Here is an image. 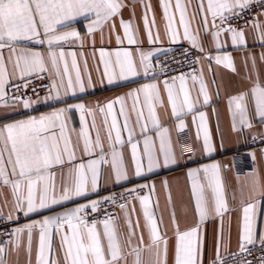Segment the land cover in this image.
I'll return each mask as SVG.
<instances>
[{"label":"snow or ice","instance_id":"obj_1","mask_svg":"<svg viewBox=\"0 0 264 264\" xmlns=\"http://www.w3.org/2000/svg\"><path fill=\"white\" fill-rule=\"evenodd\" d=\"M254 0H199L198 11L202 14L201 19L205 32L210 34L215 48L219 51L226 43L221 41V36L228 37L233 47H247L245 31L234 27L233 19L242 18ZM264 2V0H262ZM166 20L165 30L171 42L176 43L180 39L179 31L175 25V12L179 13V24L183 28V39L188 41L192 48L204 52L200 43V34L193 33L188 18L187 6L183 0H175V12L172 10L171 0H160ZM123 4L121 0H0V101L8 105L6 86L10 76L20 79L52 70L53 79L48 89V100H60L61 90L63 94L75 95L85 91V84L81 78L79 67L74 52L67 53L72 57L71 68L75 71V79L69 70L66 53L62 43L71 40H79L80 33L71 28L72 22L83 17L88 20L87 31L89 34L103 28V26L120 13ZM151 5H146L143 17L144 27L147 32L149 43L159 40V33L152 35V27L155 26L153 17L151 24L148 19V11ZM209 18L211 29L209 32ZM252 27L257 32V40L264 47V25L258 19L251 21ZM124 37L128 44L137 43L132 31V22L120 20ZM115 25H113V28ZM70 29L61 31V29ZM207 36H205V39ZM117 43L121 38L117 36ZM47 44V52L33 51L26 47H19L24 42ZM57 48L60 50L57 51ZM7 49L9 55L4 56ZM139 51V50H138ZM115 56L112 61L106 57ZM152 52H139V67L133 54L129 50H117L108 53L101 50L100 56L104 63L105 75L109 83H113L118 75L119 79L126 80L141 74L147 76L155 71L151 63ZM209 61L215 60L217 65H222L233 72L236 71L231 55L225 53L215 57H205ZM253 67L256 57L250 56ZM260 60L264 61V52L260 54ZM198 62V61H196ZM9 65L11 72H9ZM62 65V67H61ZM163 73L164 69L161 68ZM155 79V76H153ZM189 80L191 87H189ZM177 82L179 86L177 87ZM167 93V101L171 106L173 116L179 118L181 114L194 113L201 103L207 106L210 97L203 73L199 75L180 74L170 77L163 82ZM199 85L198 90L196 86ZM24 87H28L25 83ZM89 86L91 82L89 81ZM19 90L20 86H16ZM35 91V89H33ZM195 92V96L193 93ZM132 100L131 111L136 115V125L143 136L142 150L139 142H133L135 128L130 124L129 113L126 109V98L120 96L108 102L98 111L104 117L108 148L105 150L99 135L96 132L95 139L90 135L87 116H92V127H96L95 111L87 108L84 104H70L66 107L55 109L39 116H29L27 119L15 120L11 123L0 125V185L10 188L15 211L22 212L25 216L30 213H38L52 206L63 205L67 201L76 198L87 197L88 194L96 193L102 175V166L107 165L114 175L117 183L128 179L127 166L122 151L118 150L125 144L122 132H127V143L131 145V161L134 165L135 175L141 176L147 172H153L160 167H167L177 162L175 149L168 135V129L162 128L157 115V106H162L163 101L160 88L157 83H145L139 88L126 94ZM16 104H22L23 108L29 109L34 101L31 97L21 99L19 96L11 97ZM119 104V116L124 117L123 125L118 122L114 105ZM228 106L232 115V128L234 131H242L252 127V117H258L264 122V84L257 77L252 86L231 96ZM144 109H147L145 117ZM77 110L80 113V131L77 134V143L74 145L69 134L68 122L70 113ZM108 117L111 123H108ZM197 138L203 132V148L205 152L214 151L212 138L209 133L206 113H198ZM149 122L156 131V140L148 135ZM196 122V116H193ZM186 125L183 120L177 125L178 131H183ZM75 131V129H72ZM113 133L115 134L113 137ZM83 144V153L91 158L87 163L74 164L76 151ZM254 155V154H253ZM146 161V164H145ZM68 165L67 176L62 174L59 191L57 190L56 174L52 169L56 166L63 168ZM203 174V175H201ZM191 182V190L195 199V209L199 223L184 232L177 227L176 242L174 248V264H202L203 241L199 235L200 225L209 218V200L206 189L212 193L211 211L216 216H221L227 211L224 199L223 183L221 179V166L218 163L204 165L201 168L191 169L187 173ZM258 185V180L255 182ZM167 187V181L164 182ZM148 187L150 193L154 186ZM136 189L128 191L127 195L135 193ZM125 194H120L123 200ZM260 196L264 198V193ZM145 218L149 233L150 249H155V260L151 264H167V240L164 239L157 227L154 218L150 195H135ZM262 200H256L243 207V223L241 230V251H245L248 245L255 243V217L256 208ZM106 204L118 206L125 214V223L129 229L127 240L122 239L119 230L118 218L105 209ZM133 211L135 209L133 208ZM92 213H101L102 219L89 218ZM3 213L0 212V216ZM7 219L12 221L13 215L9 213ZM174 219V215H173ZM138 226V222H137ZM38 230V246L36 252V264H121L127 256H134L133 264H141L142 248L132 244L135 236L131 219L128 214V201L118 203L116 195L104 196L100 199H89L86 203L77 204L72 208L44 216L42 220L33 221L6 233L7 242L0 241V264H6V254L10 250H19L24 244V234L27 233L26 251L31 258L33 232ZM54 237L59 238L58 249L53 247ZM261 245H264V235L259 236ZM143 237L141 236V243ZM163 243V256L160 245ZM127 245L130 251L125 253ZM55 254V255H54ZM213 264H223L217 250L216 260ZM264 264V261H262Z\"/></svg>","mask_w":264,"mask_h":264},{"label":"crops","instance_id":"obj_2","mask_svg":"<svg viewBox=\"0 0 264 264\" xmlns=\"http://www.w3.org/2000/svg\"><path fill=\"white\" fill-rule=\"evenodd\" d=\"M187 6L188 18L190 27L193 33L197 31L200 34V43L204 47V52L194 49L198 59V70L195 74L203 73L204 81L207 85V91L210 97V102L207 106L202 103L197 107L194 113L181 114L179 118L173 116L171 106L167 101V93L164 89V81L159 80L156 76L153 79L151 73L147 76L141 74L136 77H129L126 80L119 79L118 69L117 75L113 83L108 82L105 75L104 63L101 60L100 52L104 50L108 53H114L117 50H129L133 54V58L139 67V52H152L155 57L165 54L170 50L180 46H191L190 43L183 39V28L179 24V13L175 12V0H171L172 10L175 12V25L179 31L180 39L173 43L166 33V20L164 19L163 9L160 5V0H121L123 7L120 13L107 22L102 29L89 34L87 31L88 20L83 17L72 22L71 28H75L80 33L79 40H71L62 43V48L66 53L69 70L75 79V71L71 68L72 57L67 53L74 52L76 61L79 67L81 78L85 84V91L77 90L75 95L68 94L65 96L61 90L60 100H48L43 102L44 97L48 96L49 92L32 98L34 101H40L29 109L23 108L22 104H16L12 99L8 98V105H4V101H0V125L11 123L15 120L27 119L29 116H39L42 113H48L55 109L66 107L70 104H84L87 108L95 111L96 127H92V116L86 115V120L89 126V132L93 140L96 132L99 130V135L105 150L108 148V139L106 135V127L103 123L104 117L98 111V107L106 105L108 102L115 100L120 96L126 98V109L129 113L130 124L135 128V137L133 142H139V148L143 147V136L140 134V129L136 125V115L131 111L132 100L126 97V94L134 89L139 88L145 83H157L160 88V94L163 101L162 106H157V115L162 128L168 129V135L171 137L177 162L167 167H160L153 172H147L141 176L135 175L134 165L131 161V145L127 143V132H122V138L125 144L119 147L118 150L124 154L125 163L128 171V179L117 183L111 169L105 165L102 166V175L99 182V189L96 193H89L88 196L76 198L73 201H67L63 205L52 206L49 209L41 210L38 213H30L25 216L22 212L15 211L13 207V198L10 188L0 185V212L3 213L0 217H8L9 213L15 218L16 214L21 213V219L16 227L23 226L33 221L42 220L44 216L55 215L67 208L77 206V204L86 203L89 199H97V195L101 192L113 188H136L142 185L154 186V191L150 193L148 187H143L144 191L138 195H150L154 218L157 222L158 230L161 236L167 240V264H174V248L176 242V230L184 232L199 223L198 214L195 209V199L191 190V182L188 179L187 173L191 169L201 168L204 165L218 163L221 166V179L223 183L224 199L227 205V211L221 216H216L212 208V193L206 189V196L209 200V218L200 225L199 235L203 241V257L202 264H210L216 258L217 250L219 255H226L236 251L241 244V230L243 223V207L248 203L256 200H262L257 205L255 217V242L260 241L259 236L264 235V198L260 196L264 193V149L252 148L250 151L253 168L245 174H238L234 171L230 154L233 150L246 145L251 136L264 132V122H261L258 117H252V127L244 128L242 131H234L232 128V115L228 106V100L231 96L237 95L249 89L257 77L264 84V61L260 60V54L264 52V47H261L257 40V32L248 24L244 27L247 47H233L230 39L222 35V43L226 41L224 47L219 51L216 50L215 44L212 41L210 34L205 32L202 23V14L198 11L199 0H183ZM151 5V10L148 11L149 23L153 17L155 18V26L152 27L153 37L159 33V40L155 43H149L147 32L144 27L143 17L146 11V5ZM121 18L124 21L132 22V31L137 43L129 45L124 37L123 29L120 25ZM264 25V15L258 14L255 18ZM113 25L115 27L113 28ZM70 29H61L67 31ZM211 29V18H209V32ZM117 36L121 38V43H117ZM205 36L207 38L205 39ZM19 47H26L33 51L47 52V44L40 45L33 42H24ZM60 49L57 48V51ZM139 50V51H138ZM229 54L232 56L236 71L233 72L226 69L222 65H217L215 60L209 61L205 57L211 55ZM4 56L7 57L9 52L4 50ZM250 56L256 57L255 67L252 65ZM115 60V56L106 57V59ZM62 67V65H61ZM9 72L11 66L9 65ZM47 73L53 79L52 70ZM41 74V73H40ZM35 75V74H34ZM32 75V76H34ZM31 77V76H29ZM28 78V77H26ZM22 80L17 76H10L9 84ZM89 81L91 86H89ZM6 86V91L7 87ZM179 82H177V87ZM189 87L191 81L189 80ZM199 85L196 86L198 90ZM195 96V92L193 93ZM120 105H114V111L117 113L118 122L123 125L124 117L119 116ZM203 111L206 113V122L209 133L212 138L214 151L211 153L205 152L203 148V132H200V137L197 138V125L199 123L198 113ZM145 117H147V109H144ZM71 119L68 122L69 134L72 142L77 143V134L80 131V113L73 110L70 114ZM193 116H196V122H193ZM183 120L184 124L190 132V138L194 150V156L187 165H183L180 159L178 144H177V125ZM110 125L111 118L108 117ZM75 129V131H72ZM148 135L152 136L158 145L159 141L156 137V131L152 129L149 122ZM113 133V137H114ZM254 154V155H253ZM91 158L83 153V144L80 142V147L76 151V160L74 164L87 163ZM146 164V161H145ZM56 174L57 190L61 184V176H67L69 167L66 164L63 168L56 166L52 169ZM203 175V174H201ZM258 180V185L255 183ZM167 181V187L164 182ZM133 208L135 211H133ZM128 214L132 222L135 236L132 238V244L142 248L141 264H151L155 260V249H150L149 233L146 227L145 218L143 216L141 206L138 200L131 198L128 200ZM174 215V219H173ZM118 218L119 230L122 233V239L127 240L129 229L125 223V214L119 208L116 214ZM138 222V226H137ZM38 230L33 232L32 238V253L29 260L26 251L27 233L24 234V244L17 250H10L6 254V264H36V252L38 246ZM141 236L143 241L141 243ZM54 249H58L59 238L53 239ZM161 255L163 256V243L160 245ZM125 253L130 251V248L125 245ZM55 255V254H54ZM134 256H127L126 260H122L121 264H133Z\"/></svg>","mask_w":264,"mask_h":264},{"label":"built area","instance_id":"obj_3","mask_svg":"<svg viewBox=\"0 0 264 264\" xmlns=\"http://www.w3.org/2000/svg\"><path fill=\"white\" fill-rule=\"evenodd\" d=\"M258 14L264 15V2H262V0H254L252 5L242 14V18L233 19L231 23L237 28L244 27L250 24ZM196 61H198L197 55L191 46H180L151 60L155 69L151 74L156 76L159 80L165 81L170 77L178 76L182 73H196L198 70V62ZM161 68L164 69L163 73L160 72ZM25 83L28 84V87L23 86ZM50 85L51 77L47 73H41L38 76L34 75L9 84L7 87V96L10 99L14 96H19L21 99H27L29 97L32 99L47 93ZM16 86H20L19 90H17ZM33 89H35V91H33ZM176 137L180 159L183 165H187L194 156L190 132L187 128H184L183 131H177ZM252 148L264 149V132L251 136L245 146L231 152L230 157L233 169L236 173L245 174L252 170L253 163L250 155ZM132 189H136L137 191L130 196L127 195L128 191L131 190L129 188L109 189L98 194L97 199L108 195H116L118 197V203H121L125 202V200H130L135 197V195L144 191V188L141 187ZM122 193L125 194L123 200L119 199ZM105 209L116 216L119 207L106 204ZM93 217L102 219L103 215L101 213L90 214L89 218L91 219ZM21 219H23L21 213L16 214L12 221H9L6 217H0V241L7 242L9 237L6 233H10ZM220 257L223 258V264H262V261H264V245H261L260 241H258L248 245L246 250L242 252L240 244L236 251L221 255ZM215 260L216 258H214L210 264H213Z\"/></svg>","mask_w":264,"mask_h":264}]
</instances>
